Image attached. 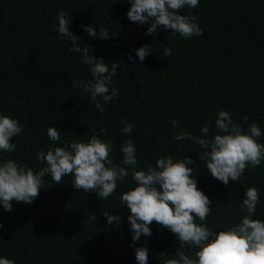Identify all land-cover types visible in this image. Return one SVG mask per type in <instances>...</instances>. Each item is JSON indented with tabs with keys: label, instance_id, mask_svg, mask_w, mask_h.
<instances>
[{
	"label": "trees",
	"instance_id": "1",
	"mask_svg": "<svg viewBox=\"0 0 264 264\" xmlns=\"http://www.w3.org/2000/svg\"><path fill=\"white\" fill-rule=\"evenodd\" d=\"M129 8V0H0V115L23 125L10 141L16 149L0 151V162L12 159L39 171L46 166L37 159L40 149L87 142L97 135L111 142L110 158L124 166L120 149L131 139L138 170L155 166L161 156L194 161L189 167L197 187L211 201L203 223L215 226L214 232L247 214L241 204L248 187L259 192L253 218L264 222V161L254 169L248 166L239 181L224 185L199 159L202 149L196 143L174 139L181 130L199 136L209 120L211 139L218 131L215 119L220 110L230 112L245 130L257 123L264 134V0H199L194 9L185 6L180 14L195 15L203 31L191 38L163 28L155 36L146 35L149 25L131 22ZM60 11L71 19L70 30L80 37L81 49L103 58L109 67L119 63L113 77L119 97L107 104L97 97L103 112L72 83L92 77L81 54L70 50L71 41L53 27ZM89 24L97 32L102 26L114 35L107 40L89 37L82 28ZM144 45L150 54L140 61L135 49ZM164 47L171 48V57L163 55ZM174 119L179 127L173 126ZM124 121L134 126L130 134L121 131ZM50 126L58 129L60 141L50 140ZM259 142L264 143V135ZM72 181L66 175L55 184L46 175L45 187L33 203L13 201L11 212L0 206V258L15 264H138L130 246V210L120 204V196L136 186L131 173L117 182L107 200L95 191L74 189ZM104 211L119 215V226L115 221L107 224ZM90 213L95 221L90 222ZM150 228L152 235H141L136 242V247L148 248L147 264H164L176 258L177 251L194 255L196 249L181 248L169 230L155 222Z\"/></svg>",
	"mask_w": 264,
	"mask_h": 264
},
{
	"label": "clouds",
	"instance_id": "2",
	"mask_svg": "<svg viewBox=\"0 0 264 264\" xmlns=\"http://www.w3.org/2000/svg\"><path fill=\"white\" fill-rule=\"evenodd\" d=\"M130 8L127 18L137 24H148L146 35L155 36L158 29L171 30L181 37L191 38L203 35L198 18L193 14H180V10L188 6L196 8L199 0H129ZM58 23L55 30L71 41V51L80 53L82 63L89 67L91 79L86 82L72 81L74 86L89 94L95 102V108L104 111L107 104L119 97V90L114 86L113 77L117 74L119 63L111 66L103 58H95L87 48L81 49L78 44L80 37L70 30L71 19L67 13L57 14ZM83 30L92 38L109 39V29L92 25H82ZM163 46V44H161ZM136 57L143 61L149 54L148 45L135 49ZM163 55L171 57L170 47L163 48ZM128 60L133 57L128 54ZM127 66V65H125ZM111 86V87H110ZM100 97L103 104L97 100ZM248 117L243 118V123ZM209 120L196 136L181 130L174 136L176 141L189 140L196 143L202 152L199 159L206 163L212 177L228 185L230 181H239L248 166L253 169L264 161V143L259 138L264 135L257 123L248 124L247 130L242 123H237L232 114L220 110L215 119L218 130L209 139ZM122 132L127 135L133 131V125L123 122ZM174 127L180 122L173 120ZM23 131V125L17 119L0 115V151L12 152L17 145L11 143L13 137ZM95 131V130H93ZM101 133L105 130L100 129ZM47 135L51 141H60L61 134L56 127H48ZM113 150L111 142L92 135L87 142H65L63 146H51L47 151L40 149L37 159L46 166L34 171L32 168L8 159L0 162V206L11 212L13 201L31 204L38 197L40 189L45 187L44 178L50 175L55 184H60L66 175L73 177V188L85 193L95 191L100 199L107 200L117 189V182L124 181L131 173L135 183L120 196V204L130 210L128 221L132 233L131 247L135 251L138 264H147L148 248L136 247L141 235L150 237V225L155 222L164 229L175 234L180 247L185 245L195 248L194 255L187 251H177L176 258L167 259L164 264H264V222L255 219L259 192L255 187H248L241 209L246 211L242 219L225 230L214 232L215 226L209 228L203 222L211 212V201L197 187L196 176L193 175L194 161L188 157L173 159L172 156H161L155 161V166L138 170L137 149L131 139L121 146L122 165L116 164L110 158ZM127 166V167H125ZM106 223L112 225L115 221L119 226L121 217L108 211L102 213ZM90 215V222L96 220ZM201 221L197 224L196 220ZM163 254V253H161ZM0 264H15L8 258H0Z\"/></svg>",
	"mask_w": 264,
	"mask_h": 264
}]
</instances>
